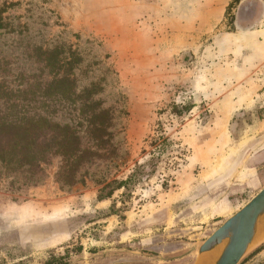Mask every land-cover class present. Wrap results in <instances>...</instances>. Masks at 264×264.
Listing matches in <instances>:
<instances>
[{"label":"rangeland","instance_id":"rangeland-1","mask_svg":"<svg viewBox=\"0 0 264 264\" xmlns=\"http://www.w3.org/2000/svg\"><path fill=\"white\" fill-rule=\"evenodd\" d=\"M7 2L13 29L0 30V85L9 101L76 124L68 106L28 100L50 79L43 53L70 48L82 72L98 63L97 98L119 113L120 132L118 158L84 184L55 183L56 159L36 185H20V175L13 192L10 179L0 184V264H199L184 251L264 187V155L256 154L264 140L252 144L254 132L243 130L263 118L252 98L264 93V0ZM158 135L168 144L151 160ZM241 159L259 167L255 185L231 179ZM136 164L139 182L98 201L97 181L125 180ZM263 228L239 264H264Z\"/></svg>","mask_w":264,"mask_h":264},{"label":"trees","instance_id":"trees-1","mask_svg":"<svg viewBox=\"0 0 264 264\" xmlns=\"http://www.w3.org/2000/svg\"><path fill=\"white\" fill-rule=\"evenodd\" d=\"M14 5L7 0L0 4V30L12 31L4 14ZM62 49L56 45L43 53L45 58L41 63L48 69L50 79L43 83L38 98L28 100L40 101L47 108L51 104L68 106L75 114L76 124L56 123L47 111L25 112L23 104L9 101L14 95L4 92L0 85V102L4 106L8 103L9 108L0 110V184L10 179L7 186L10 192L13 187H19L15 186L19 182L18 175L22 179L20 185L41 182L45 166L53 159L57 160L54 181L64 187L84 184L97 166L119 156V142L115 140L120 132L119 113L113 107H103L97 98L104 90V79L94 77L93 73V67L98 63L90 62L82 72L79 54L68 48L67 55L61 56ZM81 72L86 81L79 86L77 77ZM158 141L160 145L155 146ZM166 144L167 139L160 135L152 139L150 145L155 150L151 160L159 157ZM156 151L160 152L157 156ZM141 168L136 164L125 180L97 181L102 185L98 190V201L109 199L115 191L122 189L125 192L130 185L139 182Z\"/></svg>","mask_w":264,"mask_h":264},{"label":"water","instance_id":"water-1","mask_svg":"<svg viewBox=\"0 0 264 264\" xmlns=\"http://www.w3.org/2000/svg\"><path fill=\"white\" fill-rule=\"evenodd\" d=\"M264 226V187L239 210L224 220L210 236L200 244L193 245L185 254H196L197 259L218 245L223 249L216 264H239L247 251L255 246L253 236ZM130 254L136 251L120 250ZM196 263V262H195Z\"/></svg>","mask_w":264,"mask_h":264},{"label":"crops","instance_id":"crops-1","mask_svg":"<svg viewBox=\"0 0 264 264\" xmlns=\"http://www.w3.org/2000/svg\"><path fill=\"white\" fill-rule=\"evenodd\" d=\"M252 99H253V103H257V104L261 103L260 109H264V93L257 94L255 98H252ZM262 115H263V118L260 121L252 123L251 125H246L243 128V130L245 131L254 132V133L248 134V139H249L248 141H251L250 143L252 144H261L262 141L264 140V111ZM249 151H250V148L246 149V152L244 154L246 155L247 152ZM256 154H260V156H263L264 151L263 150L261 151V149H258ZM241 162H242V159L238 161V163H236L235 166L231 167V174H234V177L231 179L233 180L234 184L238 185L239 187H245V186L248 187L251 185H255L256 180L257 179L259 180V175H258L259 167H256V165H253L251 162H248V160H244L243 163H246L247 165L249 164L248 166L250 167L244 170L245 172L244 174H242L243 175L242 179H237V177H240L239 175H241L239 174V172H241V169L245 167V165H243V163L241 164Z\"/></svg>","mask_w":264,"mask_h":264},{"label":"bare ground","instance_id":"bare-ground-1","mask_svg":"<svg viewBox=\"0 0 264 264\" xmlns=\"http://www.w3.org/2000/svg\"><path fill=\"white\" fill-rule=\"evenodd\" d=\"M256 234H259V233H256ZM263 235H264V228L260 232V236H263ZM254 237H253V239L257 238L255 234H254ZM253 242H254V240H253ZM222 249H223V246L218 245L215 248H213L212 250L206 252L205 254H203L202 256L199 257V259H198V261L200 262L199 264H216L217 260L219 259L220 255H221Z\"/></svg>","mask_w":264,"mask_h":264},{"label":"built area","instance_id":"built-area-1","mask_svg":"<svg viewBox=\"0 0 264 264\" xmlns=\"http://www.w3.org/2000/svg\"><path fill=\"white\" fill-rule=\"evenodd\" d=\"M264 71V70H263Z\"/></svg>","mask_w":264,"mask_h":264}]
</instances>
